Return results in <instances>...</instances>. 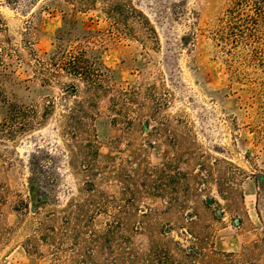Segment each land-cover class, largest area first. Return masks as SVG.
<instances>
[{
    "label": "rangeland",
    "instance_id": "1",
    "mask_svg": "<svg viewBox=\"0 0 264 264\" xmlns=\"http://www.w3.org/2000/svg\"><path fill=\"white\" fill-rule=\"evenodd\" d=\"M122 1L135 12L115 25L107 0H0V264H49L23 248L31 212L13 209L16 193L26 197L30 155L43 149L57 157L59 202L76 195L83 177L66 165L67 150L92 133L101 165L132 154L162 168L154 181L163 189L142 203L183 247L202 248L196 264H264V0ZM59 34L63 46L75 36L69 47L100 56L115 86L141 89L127 103L130 127L126 117L111 124L105 93L91 111L95 130H61L64 93L41 86L34 63ZM176 170L191 187V218L163 212ZM102 186L117 193L112 176Z\"/></svg>",
    "mask_w": 264,
    "mask_h": 264
},
{
    "label": "trees",
    "instance_id": "2",
    "mask_svg": "<svg viewBox=\"0 0 264 264\" xmlns=\"http://www.w3.org/2000/svg\"><path fill=\"white\" fill-rule=\"evenodd\" d=\"M133 12L135 8L126 6L122 0H107L106 14L115 25L132 17ZM144 23H147L146 32L154 33L149 22ZM70 37L73 36H69L63 46L62 35H57L48 54L34 57L35 78L40 85L55 83L64 93L60 97L65 111L59 120L61 130H95L96 113L91 111L105 93L111 94L110 110L114 111L111 124L122 123L120 119L126 117L130 127L133 117L127 112L135 113V110H130L127 103L138 96L141 89L115 86L100 56L91 49L69 47ZM72 40L78 38L74 36ZM53 106V100H48L44 117ZM22 125L26 127L31 122ZM82 141L84 146L67 150L66 163L83 177L82 185L76 195L64 203L59 202L57 194L60 177L56 155L43 149L30 155L27 195L22 198L16 193L13 204L16 211L31 212L27 220L29 233L23 245L26 252L47 254L49 264H196L198 258L204 257L202 248L183 247L169 236L167 229L157 222L159 210L142 203L143 196L156 195L163 189L154 181L162 168L132 161V154L116 165H101L95 133L88 134ZM171 164L172 160L163 165L170 170ZM176 171L175 176H171L173 192L165 200L167 205L163 212L191 218L183 210L191 187L186 180H180L181 172ZM111 176L117 182V193L108 192L102 186ZM181 228L193 240L200 239L198 233ZM140 236L145 237V245L139 243ZM209 264L222 262L215 260Z\"/></svg>",
    "mask_w": 264,
    "mask_h": 264
}]
</instances>
